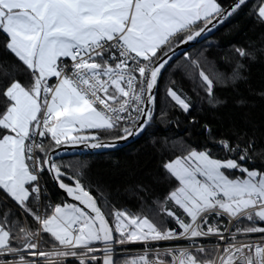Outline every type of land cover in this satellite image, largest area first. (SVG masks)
<instances>
[{
	"label": "snow or ice",
	"instance_id": "1",
	"mask_svg": "<svg viewBox=\"0 0 264 264\" xmlns=\"http://www.w3.org/2000/svg\"><path fill=\"white\" fill-rule=\"evenodd\" d=\"M245 4L0 0L3 48L16 60L0 64V190L24 217L0 213V264H66L69 257L78 264H118L116 246L137 241L145 251L123 264H264V167L245 166L255 155L251 140L243 148L227 138L216 141L222 156L181 145L163 163L170 189L153 209L158 221L114 207L106 212L80 173L68 175L69 166L62 170L52 158L61 146L112 148L146 131L155 119L159 79L173 56ZM254 14L264 24V0ZM234 52L254 58L244 48ZM183 57L210 102L216 85L242 78L240 59L230 73L212 67L210 76L200 58L186 50ZM165 98L184 113L191 108L172 87ZM45 171L78 203H43ZM65 176L72 183H64ZM167 218L178 227L166 226ZM199 238L216 243L209 249ZM173 240L188 244L150 254L149 242Z\"/></svg>",
	"mask_w": 264,
	"mask_h": 264
},
{
	"label": "trees",
	"instance_id": "2",
	"mask_svg": "<svg viewBox=\"0 0 264 264\" xmlns=\"http://www.w3.org/2000/svg\"><path fill=\"white\" fill-rule=\"evenodd\" d=\"M224 7L234 0H218ZM259 0H251L233 16L221 24L202 43L188 50L193 59L200 58L206 72L211 76L212 67L230 73L236 60L244 64L242 78L214 88V102H210L198 78L193 79L185 69L180 56L166 69L156 93L155 119L144 134L130 146L104 154H89L56 161L68 165V175L80 173L86 188L100 200L107 212L109 208L127 210L133 214L147 215L158 221L153 209L170 189L169 177L163 163L179 154V147L210 149L218 156L224 155L216 141L227 138L243 148L251 140L254 144L253 163L247 167H264V24L254 14ZM4 35L0 33V64L12 66L15 58L3 48ZM254 52V58H238L235 48ZM206 58L207 63H204ZM227 58V59H226ZM231 61V62H229ZM16 75L24 79L19 68ZM3 79L0 78V86ZM167 87L174 88L188 98L191 108L184 113L165 98ZM218 101V102H215ZM165 113L162 115L161 113ZM191 121V122H190ZM208 125L210 133L205 130ZM102 139H106L102 136ZM47 143V141H45ZM70 183L67 177L61 178ZM54 203L68 202L55 186L51 176L44 172V183ZM103 194L102 197L100 194ZM18 206L0 190V213L9 211L22 215ZM31 218H29L30 220ZM176 225L167 218L166 226ZM177 226V225H176ZM123 264L128 257H116ZM66 264H78L77 261Z\"/></svg>",
	"mask_w": 264,
	"mask_h": 264
},
{
	"label": "water",
	"instance_id": "3",
	"mask_svg": "<svg viewBox=\"0 0 264 264\" xmlns=\"http://www.w3.org/2000/svg\"><path fill=\"white\" fill-rule=\"evenodd\" d=\"M251 0H246V4L248 2H250ZM245 5H242L241 8L243 6H246ZM240 8V9H241ZM239 9V10H240ZM237 10V12L239 11ZM235 14V13H234ZM233 14V15H234ZM232 15V16H233ZM230 18V17H228ZM227 18V19H228ZM226 19V20H227ZM225 20V21H226ZM224 21V22H225ZM223 22V23H224ZM222 23V24H223ZM221 24H218L215 28H212V30L210 32H206L204 34H202V37L200 38H197V42H192L190 45H184L182 46V48L180 50L177 51L176 55L173 56L172 60L169 62V64L171 65L172 62H174V60H176L177 58H179L180 56H183V51H188L190 50L191 48H193L194 46L202 43L205 39H207L212 33L215 32V30L220 26ZM169 66H166V69L168 68ZM163 70L162 71V75L161 77L163 76L164 72L166 71ZM160 77V79H161ZM160 79H159V82H160ZM156 93H157V90H156ZM155 112V111H154ZM145 132V131H144ZM144 132L138 136H132V137H129L127 140H122V141H119V142H116V146L115 147H112V148H97V149H93V148H90V147H86L84 145H76V146H71V145H65V146H61L58 150H56V152L54 153L53 155V159L55 161H58V160H61V159H64V158H70V157H77V156H83V155H89V154H104V153H109V152H116V151H119V150H122L128 146H130L131 144H133L135 141H137L139 138H141V136L144 134ZM108 142H111V141H108ZM49 175L51 176L55 186L57 187V189L59 190V192L61 193L62 196L65 197V199L69 202V203H78V202H75V201H72V199L70 197H67L66 193L59 187V183L53 178V174H50ZM72 183V182H71Z\"/></svg>",
	"mask_w": 264,
	"mask_h": 264
},
{
	"label": "built area",
	"instance_id": "4",
	"mask_svg": "<svg viewBox=\"0 0 264 264\" xmlns=\"http://www.w3.org/2000/svg\"><path fill=\"white\" fill-rule=\"evenodd\" d=\"M44 183V173L41 175L40 177V188H41V200L43 203H51L52 205H55L54 201L52 200V198H50V193L47 190L45 184ZM19 212H21V210L17 207L16 208ZM43 207L41 208V211H43ZM22 218L24 219L23 215ZM235 223V222H233ZM168 227H172V228H177L178 226L176 225H170ZM234 230V229H233ZM256 234H253V238H255ZM238 239H245L244 237H239ZM198 244H204L206 247H208L209 249L212 248V246L216 243V240L214 238H199L197 240ZM188 242L185 240H173V241H160V242H149L148 245V250L150 252V254L155 251L156 249H160L161 251L166 249V248H172V247H185L187 246ZM97 247H102V245H97ZM145 251V244L144 242H130L124 246H116L115 252H116V257H128L129 260H131L132 258L143 254V252ZM100 253H98L99 255ZM167 259H170V257H168ZM74 258H66V262H74Z\"/></svg>",
	"mask_w": 264,
	"mask_h": 264
},
{
	"label": "crops",
	"instance_id": "5",
	"mask_svg": "<svg viewBox=\"0 0 264 264\" xmlns=\"http://www.w3.org/2000/svg\"><path fill=\"white\" fill-rule=\"evenodd\" d=\"M82 134H87V133H82ZM71 183V182H70ZM10 199V198H9ZM15 203V202H14ZM69 203V202H68Z\"/></svg>",
	"mask_w": 264,
	"mask_h": 264
}]
</instances>
